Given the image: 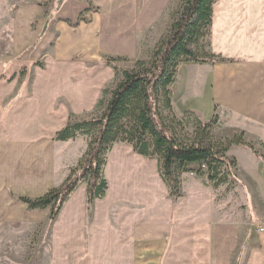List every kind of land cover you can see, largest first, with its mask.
<instances>
[{
	"label": "crops",
	"instance_id": "0c3cea01",
	"mask_svg": "<svg viewBox=\"0 0 264 264\" xmlns=\"http://www.w3.org/2000/svg\"><path fill=\"white\" fill-rule=\"evenodd\" d=\"M165 1L16 6L11 56L0 59V226L48 223L49 208L30 210L18 199L40 198L64 183L80 155L73 147L61 164L60 151L72 143L55 142V134L71 116L93 112L113 83L104 58L141 59L139 43L162 18ZM209 52L224 62L178 67L173 110L207 122L216 107L222 136L264 144V0H217ZM233 149L262 209L253 222L217 215L206 176L183 173L174 200L156 160L114 145L103 170L105 196L87 208L81 185L51 223L48 264H264V160Z\"/></svg>",
	"mask_w": 264,
	"mask_h": 264
},
{
	"label": "trees",
	"instance_id": "16d2710c",
	"mask_svg": "<svg viewBox=\"0 0 264 264\" xmlns=\"http://www.w3.org/2000/svg\"><path fill=\"white\" fill-rule=\"evenodd\" d=\"M216 1L178 0L177 8L171 10L173 20L168 33L148 60L103 59L102 63L112 70L114 78L101 91L94 107L93 112L99 114L77 120L71 116L53 139L55 142H68L77 137L90 139L86 152L78 159V169L70 170L61 188L36 199L19 198V202L30 210L50 208L49 222L52 223L80 184L86 185L87 207L102 199L107 191L103 176L106 156L115 144L129 146L135 154L156 160L159 176L175 200L180 196L179 179L183 173L206 176L213 189L225 184L233 176L236 162L225 156L231 146L247 147L256 155L253 147L244 143L242 135L227 139L225 145L212 141L209 133L219 122L216 107L209 121L193 120L201 132L199 136L186 142L178 135L179 126L189 124L188 116L194 114L186 111L178 121L173 115L171 86L177 80L178 67L224 62L209 52ZM259 146L264 148V144Z\"/></svg>",
	"mask_w": 264,
	"mask_h": 264
},
{
	"label": "rangeland",
	"instance_id": "374dc122",
	"mask_svg": "<svg viewBox=\"0 0 264 264\" xmlns=\"http://www.w3.org/2000/svg\"><path fill=\"white\" fill-rule=\"evenodd\" d=\"M24 2L25 0H0V59L8 58L11 56V49L13 43V15L16 6L24 4ZM166 2L168 3V5L163 12L162 18L157 23H155L152 28L147 30L145 34V38H142L139 43L141 59L148 60L150 58L153 49L156 47L159 41L162 38H164L168 33V30L173 20V18L171 17V10L177 8L176 4L178 0H166L165 3ZM173 112H174L173 115L177 121L182 118L183 114H179L175 110H173ZM98 114L99 112L98 113L89 112V113H84L81 116H77V118L76 117L73 118L76 120L87 119L90 117L97 116ZM188 117L190 118L189 124L184 126L181 125L177 129L179 132L178 135L180 139L186 142L192 141L195 137L199 136L201 133L198 132V129L194 124V121L198 120L201 122H205L199 117V115L195 113L191 114ZM219 130H222V128H219L218 125H216L211 129L209 134L212 141L220 142L223 145H225L226 143L225 141L227 139H232L234 136H241L237 134L229 138L224 137L222 136L221 132H218ZM89 142L90 139L86 137H77L76 139L70 142L72 144H70L69 148L60 151L59 162H61V164H64L63 162L67 164L69 162L68 160H64V156L66 153L68 154V152H70V149L72 150L73 147H75L74 150L77 152V156L80 155L77 158V161L73 163V165L69 166L70 167L69 169H67L68 172L67 177L71 169H75V168L78 169L79 167L77 165L78 159L81 158L82 155L86 152ZM115 145H123V144H115ZM234 146H241V145L231 146L228 149V151L225 153L226 157L234 158L231 156L233 154ZM231 148L233 150L231 151V155H230ZM245 148L248 149L247 147ZM253 149L254 152L256 150L255 152L256 156H259L262 160H264V148H261L258 145L253 147ZM109 153L107 154L106 159ZM242 160L243 159L241 158V162ZM242 164L241 163L237 164L236 161L234 166L235 168L232 170L233 176L229 178V180L225 184H222L218 188L213 189L214 191L213 200L215 206V213L217 215L225 216V220L227 221L236 220L249 224L253 222V220H256L255 218L256 210L262 211V209H259L255 206L254 204L255 199H253V194L250 192L249 188L246 189L247 188L246 185H248L246 183H248V181L242 175L243 174L242 170L245 167L242 166ZM239 165H240V169H239ZM59 166L61 167L62 165ZM60 169H63V167H61ZM62 185L59 188H61ZM81 185H84L86 192V185L80 184L79 186ZM250 197H252L251 201H250ZM85 198H86V193H85ZM252 202L254 209L252 207ZM49 213H50V208H49ZM261 216H263L262 213ZM260 221L261 219H258V222ZM49 236L51 237V223L49 222V217H48V223H46V225L28 224L25 223L24 221H20L15 224H2L0 226V264H48V252H49L48 250H49V242H50Z\"/></svg>",
	"mask_w": 264,
	"mask_h": 264
},
{
	"label": "built area",
	"instance_id": "2783aa9c",
	"mask_svg": "<svg viewBox=\"0 0 264 264\" xmlns=\"http://www.w3.org/2000/svg\"><path fill=\"white\" fill-rule=\"evenodd\" d=\"M202 169H205L204 166L201 167ZM191 176H194L195 174L194 173H189ZM263 228H258V232H263Z\"/></svg>",
	"mask_w": 264,
	"mask_h": 264
}]
</instances>
